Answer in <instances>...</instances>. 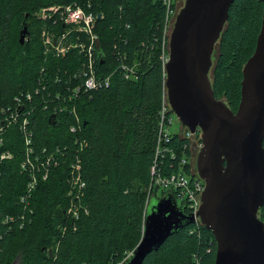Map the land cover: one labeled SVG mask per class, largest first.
<instances>
[{
  "label": "trees",
  "instance_id": "obj_1",
  "mask_svg": "<svg viewBox=\"0 0 264 264\" xmlns=\"http://www.w3.org/2000/svg\"><path fill=\"white\" fill-rule=\"evenodd\" d=\"M68 4L98 15L96 68L101 75L112 72L111 81L106 88L81 93L62 112L50 113L35 100L33 110L25 108L30 111L34 153L41 152L47 169L30 194L29 176L20 169L24 144L19 127L5 128L1 149H9L13 157L0 164V264L119 262L141 239L150 194L159 190L150 184L162 85L158 58L165 16L162 0H0V104L13 106L20 91L37 85L46 99L80 82L72 75L82 68L84 54L71 47L57 56L43 45L41 36L45 30L57 40L64 34L62 43L86 41L84 33L64 22L60 9L41 16L42 10ZM262 11L259 0H234L228 10L213 92L219 98V86L225 84L224 98L233 112L240 101L242 66L254 51ZM23 26L27 32L20 43ZM122 61L135 63L136 75L126 78ZM73 125L75 131L70 130ZM184 142L175 137L168 144L177 151L175 160L162 159L169 171L176 170ZM49 156L53 163H48ZM76 156L81 162L80 185L70 175ZM166 193L169 189H162L161 195ZM24 212L26 223L21 227L17 221L4 220ZM257 215L264 223V202ZM192 227L172 234L142 264H213L214 236L203 225L190 233Z\"/></svg>",
  "mask_w": 264,
  "mask_h": 264
},
{
  "label": "water",
  "instance_id": "obj_2",
  "mask_svg": "<svg viewBox=\"0 0 264 264\" xmlns=\"http://www.w3.org/2000/svg\"><path fill=\"white\" fill-rule=\"evenodd\" d=\"M233 1L180 0L166 87L179 121L202 132L199 150L191 141L196 172L205 182L196 216L215 238L213 264H264V223L257 215L264 202V0H259L260 30L242 68L235 112L214 95L208 78L212 46ZM26 32L23 26L20 43ZM49 119L53 122L54 115ZM193 223V214L166 193L146 208L141 239L132 256L119 264H142L147 254Z\"/></svg>",
  "mask_w": 264,
  "mask_h": 264
},
{
  "label": "built area",
  "instance_id": "obj_3",
  "mask_svg": "<svg viewBox=\"0 0 264 264\" xmlns=\"http://www.w3.org/2000/svg\"><path fill=\"white\" fill-rule=\"evenodd\" d=\"M162 3L165 6V16L161 38L158 40V42L161 43V51L158 58L162 68V85L160 107L157 118L154 159L151 165L152 177L150 187H157L163 190L169 189V192L174 197L177 206V200H181V204L178 207H184L188 213H191L194 216V227L190 229V233H193L194 230L202 225L196 216V211L201 205V195L205 187V182L199 177L195 169V164H193L191 160V141L194 142L196 149L199 150L202 145V132L200 129L190 131V129L184 126L181 122L179 131H172L170 129L173 123V113L168 102L166 64L169 60V38L174 11L173 0H162ZM59 9L61 18L64 19V22L70 24L72 29L80 33H84L86 35V41L62 43V39L65 37L64 34L59 40H57L50 33L43 30L41 33L44 42L43 45H45L47 49H53L55 55L57 56H61L71 47L78 48L79 51L84 54L85 61L79 72L73 74L72 77L76 79L80 78V82L77 83L76 86L67 89V92L55 93L54 96H49L46 99L42 97L41 87L37 85L32 90L27 89L20 91V93L13 99V106H3L0 104V164L3 160L11 159L13 157V153L9 149H1L4 140L3 134L5 128L11 125H18L24 144V155L22 161L20 162V169L29 176L27 184L28 194H30L32 189L35 187L37 177H41V171L43 170V177L47 175V169L45 168L44 161H41V152L34 153V148L32 146L33 130L29 121L30 111L29 109L25 111V108L30 107L33 110L34 106L38 105L42 108L48 109L49 112L53 114L58 111H65L67 110V106L71 107V103L76 100L81 93H90L91 91L108 87L112 76V72H109L106 75H101L98 73L96 68V50L99 49V43L97 46L98 38L94 28L98 15L92 11H86L83 7L77 4H68L64 6H51L48 10H42L41 16L46 17L49 12L55 13ZM120 67L125 70L126 78L130 75H136L135 63L127 65L123 62ZM33 100L37 101L35 105L32 104ZM70 112H73V108H71ZM76 120H78L77 117ZM70 130L75 131V126H71ZM175 137H178L185 142L181 148L182 156L177 160L176 170L169 171L170 169L165 168L162 164V159L167 156L170 159H176L177 151L175 152V149L168 146V144L172 142ZM185 149L190 151L189 155H186ZM47 161L48 163L54 162L51 156H49ZM80 165L81 162L77 156L75 161L70 164V175L74 176V183L79 185L81 184L78 179V176L80 175ZM24 199L25 197H21L20 201L23 203ZM28 212H30V210H28ZM24 214L25 212L21 213L16 218L6 215L4 220L8 222L17 221L21 227L26 223ZM74 215H76V213H74Z\"/></svg>",
  "mask_w": 264,
  "mask_h": 264
},
{
  "label": "rangeland",
  "instance_id": "obj_4",
  "mask_svg": "<svg viewBox=\"0 0 264 264\" xmlns=\"http://www.w3.org/2000/svg\"><path fill=\"white\" fill-rule=\"evenodd\" d=\"M171 31V30H170ZM26 36V35H25ZM41 37V36H40ZM24 39H25V37H24ZM41 39V38H40ZM212 61H213V63L211 64V66H210V68H209V71H208V78H209V80H210V83H211V85H212V88H213V83H214V76H215V68H216V64H217V62L215 61V57L214 56H212ZM245 64V63H244ZM244 66V65H243ZM243 66H242V68H243ZM241 72H242V70H241ZM241 82V81H240ZM224 87H225V84H220V86H219V88L221 89L219 92H218V96H219V99L220 100H222L228 107H229V103L227 102V100L224 98V93H223V91H224ZM220 94V95H219ZM231 108H232V106H231ZM158 113V112H157ZM172 116H173V123H172V125H171V127H170V129L172 130V131H179V127H180V121H179V119L177 118V116L175 115V114H172ZM191 156H192V152H191ZM192 159V162H193V164H195V157L194 156H192L191 157ZM73 180H74V178H73ZM161 192H162V189H159V190H157L156 192H154V193H151L150 194V200H149V209H150V207L151 206H153L156 202H157V200H158V198H160L162 195H161ZM163 193H164V191H163ZM177 204H178V206L181 204V200H177ZM133 249H134V247L132 248V249H127L124 253H123V256H122V258H121V260L119 261V262H111V263H108V264H118V263H120L121 261H123L124 259H126V258H129L131 255H132V252H133ZM196 264V263H195Z\"/></svg>",
  "mask_w": 264,
  "mask_h": 264
},
{
  "label": "flooded vegetation",
  "instance_id": "obj_5",
  "mask_svg": "<svg viewBox=\"0 0 264 264\" xmlns=\"http://www.w3.org/2000/svg\"><path fill=\"white\" fill-rule=\"evenodd\" d=\"M179 4H180V0H173V11H174V15H173V19H172V22H171V31H170V37H171V32H172V27H173V23H174V19L177 15V12L179 10ZM228 18V17H227ZM226 22H227V19L225 20V22L223 23V26H222V29L220 30L219 32V35L217 37V39L215 40V42L213 43V46H212V50H211V53H210V62L211 64L213 63L212 61V56L215 57V61L217 62V60L219 59V56L221 54V43H220V39H221V35H222V32L225 28V25H226ZM169 51H170V38H169ZM210 64V66H211ZM210 68V67H209ZM209 71V70H208ZM219 99V98H218ZM168 102H169V99H168ZM170 105V103H169ZM170 108H171V111L173 114H175L174 110L172 109L171 105H170ZM176 115V114H175ZM177 116V115H176ZM178 118V117H177ZM179 119V118H178ZM186 126V125H184ZM187 127V126H186ZM188 128V127H187Z\"/></svg>",
  "mask_w": 264,
  "mask_h": 264
}]
</instances>
